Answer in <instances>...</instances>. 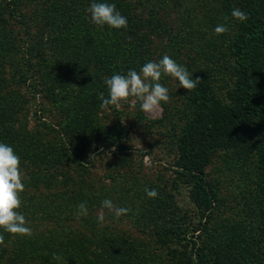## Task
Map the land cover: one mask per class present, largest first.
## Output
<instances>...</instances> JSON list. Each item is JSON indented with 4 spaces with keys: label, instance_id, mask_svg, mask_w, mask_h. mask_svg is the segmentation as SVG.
I'll return each instance as SVG.
<instances>
[{
    "label": "trees",
    "instance_id": "1",
    "mask_svg": "<svg viewBox=\"0 0 264 264\" xmlns=\"http://www.w3.org/2000/svg\"><path fill=\"white\" fill-rule=\"evenodd\" d=\"M93 2L114 3L127 18L128 27L116 30L93 25L87 12ZM148 2L150 5H146ZM169 4H173V10L177 7L179 10L178 28L172 33L176 38L174 43L190 52L183 66L193 74V79L201 80L194 90H186L187 118L176 138L174 173L189 186V198L206 225L216 200V191L204 173L208 155L215 148L241 145L243 131L252 129L257 120H264V0H0V142L14 149L20 157L21 170L35 175L40 168L54 170L66 163H75L81 176L87 175L84 164L90 161L79 157L83 144L89 153L109 147L115 153L124 151L121 137L125 129L116 120L114 131L108 132L96 123L94 115L102 103L99 94L108 91L107 78L126 75L129 70L139 72L151 61L154 37L171 32L168 24H161L155 14ZM144 8L147 12H142ZM234 8L246 12L248 19L241 22L232 18ZM23 11H29V19ZM226 16L229 32L216 35L215 27L225 23ZM11 18L18 19L21 27L29 31L28 54L37 60L44 91H48L51 102L59 110L55 130L52 124L42 123L45 133L52 136L48 140L38 130L29 132L18 127L16 114L21 104L13 88L31 75L35 62H29L28 56L20 64L15 57L7 24ZM25 21L33 27H28ZM136 105L141 111L140 104ZM102 136L104 141L97 143ZM255 152L257 229L264 240V145ZM39 178V175L28 176L22 182L27 188L36 189ZM88 178L69 179L62 175L52 179L51 182L64 185L65 189L48 192L44 204L30 203L25 193L21 194L20 208H39L51 214L55 223L37 235L16 238L15 259L29 264H166L145 243L104 229L107 225L91 228L87 233L82 231L84 222L94 227L89 212L102 207L101 202L109 199L114 188L101 185L94 191ZM145 189L132 185L125 194L124 206L130 210L128 214L142 222L149 221L156 228V242L167 246L172 237L184 243L186 252L175 254L168 249L172 252L167 259L169 264L264 261V254L258 257L248 245L243 247L240 236L235 237L237 240L229 239L230 244L226 245L221 240L223 231L216 237L212 228L209 239L201 240L199 235H194L196 226L182 229L172 216L169 193L150 198ZM85 201L88 214L81 217L77 229H69L64 221L73 218L78 212L77 205ZM96 229L100 230L94 232ZM0 234L5 240L11 235L3 229Z\"/></svg>",
    "mask_w": 264,
    "mask_h": 264
},
{
    "label": "rangeland",
    "instance_id": "2",
    "mask_svg": "<svg viewBox=\"0 0 264 264\" xmlns=\"http://www.w3.org/2000/svg\"><path fill=\"white\" fill-rule=\"evenodd\" d=\"M186 1L190 2V0ZM146 5H150V3L148 2ZM172 6L173 4H169L161 9L159 14L158 12L155 14L161 24H168V29L171 32L167 36L164 33L154 37L151 61L158 62L164 55H168L183 66L190 56V52L183 46L177 47L174 43L176 38L172 33L176 32L178 28L179 10L178 7L173 10ZM23 9L21 7V10ZM145 11L144 8L142 12ZM23 13L25 17L29 15V19V11H23ZM26 23L28 27H33L30 22ZM7 24L15 45V57L20 60L19 63L21 64L28 56L29 62H35L31 67V75L13 88L18 93L21 104V110L18 109L16 114L20 121L18 127L29 130V132L38 130L45 135L47 140L51 139V134L45 133L47 130L43 128L42 123L52 124V128L55 130L59 120V110L55 103L51 102L48 91H44L45 86L39 73L40 67L37 65V60L33 54H28L29 47L26 43L29 36L26 35L29 34V31L21 27L18 19L11 18ZM171 41L174 43L173 46ZM175 50L177 51L175 52ZM5 63L7 65V62ZM257 64L258 61H256ZM8 74L6 71L5 77ZM165 78L168 80L164 81ZM160 83L168 88L170 99L167 103H162L160 109L155 113L148 114L138 111L137 102L133 104L132 98L129 99V102L122 103L119 108L109 106L105 110L99 105L96 109L94 118L97 125L105 129L103 131L108 132L111 129L114 131L112 127L116 122L125 129L124 136L121 137L125 143L124 151L115 153L112 152L113 148L109 147L103 150L99 148L95 152L89 153L86 144H83L79 157H85L90 161L86 164L82 163L86 166L89 178L86 177V174L81 176L80 167L75 163L74 165L67 163L58 165L54 170L40 168L37 171L39 174L36 175L21 170L23 179L27 180L28 176L29 178L37 175L40 177L37 179L39 182L36 189L25 186L23 193L26 198L30 199V203L44 204L47 202L44 197L48 192L65 189L64 185L51 182L52 179H59L62 175L69 179L82 177L83 179L88 178L92 182L94 191H98L101 185L107 188L114 187L109 193V200L115 207L125 208V194L129 192L132 185L137 189H155L157 193H169L172 198V216L177 223H180L182 229L187 225L188 229L196 226L197 231L194 235H199L201 240L209 239L208 233L212 228L215 229L216 237L223 231L224 235L221 240L226 245L229 243V239L237 240L235 237L240 236L243 247L248 245L258 257H263L264 240L259 236L257 229L259 205L256 195L257 155L255 151L258 146L264 145V120H257L252 129L243 131L245 137L241 145L235 148H215L208 155L209 160L204 166V173L205 178L216 191V200L211 220L204 225V219L199 218L198 209L189 198V186L178 179L174 173L177 156L176 138L187 118L185 104L187 91L171 77H162ZM102 93L107 98L108 91ZM238 130L241 133V128ZM103 134L105 136V133ZM103 136L97 143L104 141ZM244 144L247 146L244 147ZM43 177H47L48 180L45 181ZM44 200L45 202H43ZM100 210L101 207H95L89 212V216L94 221V227L84 222L83 228H81L83 232L87 233V230H91V228H99V225H107L104 229L145 243L149 250L153 251L152 253L166 264H169L167 259H170L172 253L168 251L169 248L171 251H175V254L186 252L184 243L176 238L170 237L167 246L159 241L156 242V228L149 221L142 222L139 217L131 213L121 215L117 219L113 212L104 209L105 219L100 222L98 220ZM18 211L24 215L27 225L32 229V235H37L45 229L53 227L52 225L55 223L51 214H47L39 208L27 210L19 208ZM137 211L142 213L140 210ZM81 217L83 215L79 217L75 215L70 220L68 219L69 221L64 222L67 223L66 226L69 229L74 230L80 225ZM100 229H96L94 232ZM16 238H20V236L14 237L11 234L6 240L4 239L3 244H0V264H29L25 260L18 262L15 259ZM22 258L25 259V256ZM169 261L171 262V260ZM259 264H264V261L261 260Z\"/></svg>",
    "mask_w": 264,
    "mask_h": 264
},
{
    "label": "clouds",
    "instance_id": "3",
    "mask_svg": "<svg viewBox=\"0 0 264 264\" xmlns=\"http://www.w3.org/2000/svg\"><path fill=\"white\" fill-rule=\"evenodd\" d=\"M90 21L98 28L107 26L110 29H126L128 27L127 18L123 16L114 3L93 2L87 9ZM231 17L238 21H246L248 14L240 8H234ZM229 18L224 17L225 23L217 25L214 29L216 35L229 32L227 26ZM171 77L179 82L180 87L188 92L194 90L201 81L199 78L193 79V74L186 67L178 64L168 55L162 59L145 63L139 72L129 70L126 75L114 74L105 80L108 89V96L99 94L102 101L100 107L107 110L109 106L119 108L122 103L129 102L132 98L133 104L138 102L141 111L152 114L160 109L162 103H167L170 99L169 90L160 81L162 77ZM115 149H113L114 151ZM20 157L14 149L0 142V229L4 232L20 237H31L33 232L27 225V221L18 209L21 206V194L25 191L22 182L23 176L20 169ZM148 197L155 198L158 193L155 189H145ZM102 207L98 214V220L105 219L104 209L113 212L118 219L121 215L127 214V208H117L112 201L105 199L101 202ZM77 217L86 216L87 202L77 205ZM4 243V236L0 234V244ZM53 254V259H56Z\"/></svg>",
    "mask_w": 264,
    "mask_h": 264
}]
</instances>
